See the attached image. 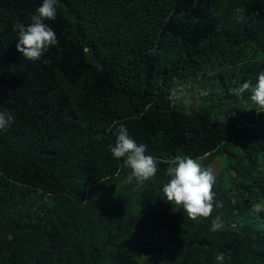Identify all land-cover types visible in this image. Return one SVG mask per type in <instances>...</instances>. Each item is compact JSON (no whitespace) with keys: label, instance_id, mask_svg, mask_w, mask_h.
I'll return each mask as SVG.
<instances>
[{"label":"trees","instance_id":"1","mask_svg":"<svg viewBox=\"0 0 264 264\" xmlns=\"http://www.w3.org/2000/svg\"><path fill=\"white\" fill-rule=\"evenodd\" d=\"M41 3L0 0V264H264V113L236 91L264 70V0H57L32 62L16 22ZM114 123L160 161L141 190ZM178 154L222 165L207 219L166 201Z\"/></svg>","mask_w":264,"mask_h":264},{"label":"clouds","instance_id":"2","mask_svg":"<svg viewBox=\"0 0 264 264\" xmlns=\"http://www.w3.org/2000/svg\"><path fill=\"white\" fill-rule=\"evenodd\" d=\"M57 0H42L35 13L31 16V23L27 26L19 20L16 22L18 32L17 51L22 54L23 59L38 61L45 53L58 44L55 31L49 27L48 22H54L57 17ZM240 10L237 9L239 15ZM243 19L241 15L239 17ZM243 95L250 92V100L257 107V114L264 113V70L257 75L255 85L251 80L244 82L237 90ZM15 118L11 112L0 111V132L11 127ZM116 128V140L114 145H109V151L116 160H122L123 166L131 170L128 177L129 182H136V190H141L145 183L153 179L158 172L160 161L152 155H147V146L138 144L133 139L126 126L119 123ZM167 176L169 181L163 186V194L166 201L175 206L176 210L183 211L191 221L199 222L200 218H209L214 208L222 207L216 201L213 187L216 183V175L211 167H204L199 158L178 154L169 161ZM252 211L259 213L264 211V203H255ZM231 227L235 229L236 224ZM225 230V224L221 215H216L211 220V231L219 232ZM225 257L223 253L216 256V264H223ZM167 264V261H162Z\"/></svg>","mask_w":264,"mask_h":264},{"label":"rangeland","instance_id":"3","mask_svg":"<svg viewBox=\"0 0 264 264\" xmlns=\"http://www.w3.org/2000/svg\"><path fill=\"white\" fill-rule=\"evenodd\" d=\"M189 86V84L188 85H186V84H183V86H182V92H180V94H178L177 95V97H180V95L181 96H183V95H186V93H185V88L186 87H188ZM64 89L67 91V92H69L71 95H73V93H74V90H73V87H71V86H67L66 84H64ZM250 95L251 94H249V95H246L245 97H241L242 98V103L241 104H245V103H248V102H252L251 100H250ZM183 98H184V102H188V97H184L183 96ZM226 101H222V103H225ZM213 170H214V173L215 174H217L220 170H222V165L220 164V162L219 161H217V160H214L213 161V163L211 164V166H210Z\"/></svg>","mask_w":264,"mask_h":264}]
</instances>
